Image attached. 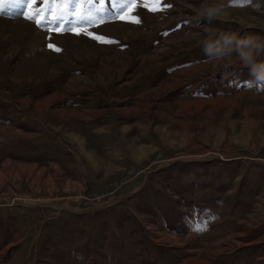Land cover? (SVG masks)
I'll use <instances>...</instances> for the list:
<instances>
[{
  "label": "rangeland",
  "instance_id": "374dc122",
  "mask_svg": "<svg viewBox=\"0 0 264 264\" xmlns=\"http://www.w3.org/2000/svg\"><path fill=\"white\" fill-rule=\"evenodd\" d=\"M239 1L0 13V264H264V46L240 43L264 10Z\"/></svg>",
  "mask_w": 264,
  "mask_h": 264
},
{
  "label": "snow or ice",
  "instance_id": "6c2138e0",
  "mask_svg": "<svg viewBox=\"0 0 264 264\" xmlns=\"http://www.w3.org/2000/svg\"><path fill=\"white\" fill-rule=\"evenodd\" d=\"M112 2V7L115 8H120L121 11L119 13H115L109 17L111 20H116V19H133L138 21V17H125L124 12H134L136 10V7L140 5L147 6L148 4H160L162 3V0H111ZM233 3L237 2V0H232ZM107 3V0H0V13L4 12L6 8H12V7H17L19 5H23L25 11L21 13V15L29 20V21H34L37 26H41L44 23H47V20H61L63 22V12L66 9L58 11L56 14H53L52 9H48V17L47 20H42L41 17V11L39 7L34 8V10L29 14L28 8L29 6H44V5H77V6H83L84 4L88 5H95L99 4L100 7L97 9L98 12H105L106 9L104 8V5ZM167 7H170L167 6ZM150 11L154 9H149ZM71 15L74 17H80L82 19L86 18L83 16V10L81 8L80 11L73 10L71 12ZM89 15H91L89 13ZM72 31H75L74 29H69ZM56 31L60 32L62 31L61 25H57ZM75 34L79 35V31H75ZM90 36H93L95 38L96 34L95 33H88ZM49 48H54L55 46L52 44L48 45Z\"/></svg>",
  "mask_w": 264,
  "mask_h": 264
},
{
  "label": "clouds",
  "instance_id": "9594fccd",
  "mask_svg": "<svg viewBox=\"0 0 264 264\" xmlns=\"http://www.w3.org/2000/svg\"><path fill=\"white\" fill-rule=\"evenodd\" d=\"M199 14L208 20H212V19H217V18H223V15H226L227 13L223 11L222 5H210V6L202 8ZM233 38H235V37H233ZM254 41H257L262 46H264V41H258L257 37H255V36L245 37L243 40L240 41V43L251 45V44H253ZM208 47H209V49H211L212 45H209ZM246 57L249 61L252 60L253 53H252L251 49H249L247 51ZM258 67L261 69V71L259 73L260 77L264 78V64H261Z\"/></svg>",
  "mask_w": 264,
  "mask_h": 264
},
{
  "label": "crops",
  "instance_id": "0c3cea01",
  "mask_svg": "<svg viewBox=\"0 0 264 264\" xmlns=\"http://www.w3.org/2000/svg\"><path fill=\"white\" fill-rule=\"evenodd\" d=\"M237 2L239 3V5L237 6V9L239 10V11H243V6H242V2L243 1H239V0H237ZM250 5L251 6H258V9L259 10H264V0H250ZM247 7V6H246ZM251 9V8H250ZM258 9H257V7L256 8H252V10H254L253 12L254 13H260V12H258ZM258 32V31H257ZM258 59H256L255 60V62H256V64H258ZM125 65H127V64H125ZM123 67H125V66H122V68ZM139 75V74H138ZM252 79H253V82H260V81H264V78H261L260 76H254V77H251ZM157 94H158V92H157ZM124 134H127V133H124ZM125 136V135H124ZM124 138V137H123ZM123 138L121 139V143H123L124 144V141H122L123 140Z\"/></svg>",
  "mask_w": 264,
  "mask_h": 264
}]
</instances>
